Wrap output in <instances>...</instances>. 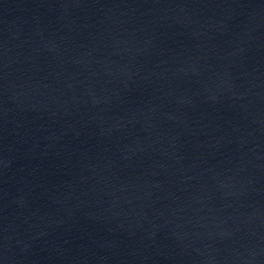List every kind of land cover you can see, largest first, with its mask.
Listing matches in <instances>:
<instances>
[{"label": "water", "instance_id": "1", "mask_svg": "<svg viewBox=\"0 0 264 264\" xmlns=\"http://www.w3.org/2000/svg\"><path fill=\"white\" fill-rule=\"evenodd\" d=\"M0 264H264V0H0Z\"/></svg>", "mask_w": 264, "mask_h": 264}]
</instances>
